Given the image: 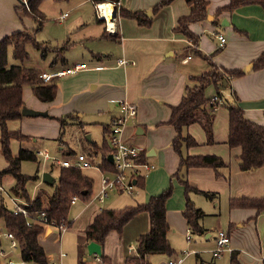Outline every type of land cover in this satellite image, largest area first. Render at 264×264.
Listing matches in <instances>:
<instances>
[{
    "label": "crops",
    "instance_id": "1",
    "mask_svg": "<svg viewBox=\"0 0 264 264\" xmlns=\"http://www.w3.org/2000/svg\"><path fill=\"white\" fill-rule=\"evenodd\" d=\"M158 1L120 0L119 5L132 11L150 12ZM206 1L208 15H212L213 20L209 21L206 18L204 21L189 25V30L199 36L197 44H193L183 34L174 31L177 20L190 12V7L185 0H173L155 14H151V17L148 16L152 19L149 26L138 25L135 20L124 18L116 13L113 20V33L106 32L105 27L103 30H86L80 33L76 30V26L84 22L83 19L81 20L82 17L77 11L71 17L68 13L62 21L67 23L66 32L64 31L65 38L69 40L74 32L72 43L79 46L74 52H72L73 48L64 50L55 61L53 60L54 52L41 53L38 60L30 62L28 58L26 66L39 72H52L77 63L83 64L84 68L55 79L58 87L57 94L50 103H42L35 98L29 87L23 89L24 106L35 110H48L50 118L22 117L19 120L7 122L9 130H20L23 135L30 138L29 141L21 142L22 144L34 145L41 140L43 144L49 141L59 144L57 138L60 125L55 117L71 114L72 124L86 133L84 129L87 124L110 126L111 121L121 115L120 106L123 102L135 105L137 114L124 125L122 138L125 142L136 145L140 153L144 154L143 160L154 165L145 177H141L142 186L138 185V180L136 181L139 194L137 197L141 198L139 203H146L151 196L165 190L171 181L174 183V193L166 201V220L170 226L169 241L173 233L181 234L187 242L192 239L191 234L190 239H186L189 228L182 216L185 206L184 187L174 176L179 163L178 156L171 147L175 132L166 123L170 115V107L178 105L186 87L196 84L192 78L208 71L211 68L209 62L219 70L243 71V74L230 81V87L235 92L244 117L264 125V67H254V61L264 52V10L255 4L243 5L231 13L223 12L216 16V9L226 5L229 0ZM18 6V0H0V40L14 32L32 27V22L26 15L23 16V11L20 14L16 10ZM215 19L216 22H214ZM85 24L88 23L85 22ZM113 34L117 40L108 38ZM215 34L223 35L226 39L223 47L219 46ZM72 54L79 57L81 61L72 63L70 61ZM119 59H125L129 64L119 65ZM232 91L227 90L230 97ZM213 96L215 93L208 97ZM220 108L221 106L217 107L212 121V142L207 143L200 126L193 124L187 128L186 132L196 140L197 145L185 149L184 153L193 156L215 155L224 162V165L216 170L209 167L181 169V176L186 178L192 188L215 194L211 200L201 193L189 194L193 205L204 213L200 220L204 232L198 236L212 240L213 247L210 253L215 246L216 232L223 230L230 240L229 250L223 251L228 253L227 264L232 252L238 253L241 264H258L259 262L264 264V258H260L264 242L261 236L264 237V230L261 234V231H258L261 229V224H264V213L257 214L252 209L229 208V201L232 199L264 196V167L240 171L238 165L240 150L230 148L226 143L228 113L227 110H218ZM84 143L89 148L90 139L83 142L81 138H76L77 146L85 145ZM37 149L44 148L37 146L27 150L35 152ZM71 152L74 155L83 154L87 158L82 152ZM6 165L5 163L3 169ZM96 165L98 166V163ZM97 166L92 163V167ZM101 176L102 173L100 179ZM100 179L97 192L101 186ZM13 183L12 180L10 187ZM3 189L9 194L10 188L8 191L4 187ZM97 192L89 200L90 202L83 204L85 207L80 216L71 221L69 217L67 218L69 227L65 232L59 233L55 228L46 227L40 235L39 244L43 247L51 264H99L97 255L88 254L89 242L86 243L84 239V229L102 210L101 205L99 206L102 202L95 199ZM1 193L3 192L0 191V195ZM36 195H38L37 192H34L31 199H34ZM109 195L110 193L104 200H107ZM78 201L79 198L69 207L74 206ZM148 228L147 217V222L131 224L124 233L110 232L105 238L103 247L100 246L101 252L110 257L111 264H124L129 255V244L132 242L136 246L137 238L146 233ZM69 231L77 232L78 235L70 253L67 254L61 249V242L62 236ZM2 244L5 246L6 242L2 240ZM223 252L216 257L212 255V258L220 257ZM62 253L64 256L60 255ZM174 255L175 251L170 257L151 255L147 260L153 264L156 256H162L163 264H165L169 259H175Z\"/></svg>",
    "mask_w": 264,
    "mask_h": 264
},
{
    "label": "trees",
    "instance_id": "2",
    "mask_svg": "<svg viewBox=\"0 0 264 264\" xmlns=\"http://www.w3.org/2000/svg\"><path fill=\"white\" fill-rule=\"evenodd\" d=\"M61 2L67 0H51ZM94 6L100 3L109 2L116 4L117 14L128 19L135 20L138 25L149 26L152 19L144 11H132L117 5L120 0H86ZM173 0H159L150 10L155 14L162 7L169 5ZM42 0H29L27 7L19 2L16 10L21 9L23 14L33 19L37 26L29 33L28 31H17L0 40V151L6 162V167L0 171V179L9 176L14 184L9 190V194L16 196L27 202V210L32 215L45 212L49 222L59 223L61 219H67L69 202L72 196H77L85 201L90 198L92 179L85 175L81 169L76 167H60L57 182H53V193L46 199L41 195H36L34 199L28 195L26 183L30 180H37L38 176H26L20 172V165L24 161H36L37 156L34 151L20 148L17 155H13L10 149V141L19 142L29 141L30 138L21 133L20 130L11 131L8 129L7 122L19 120L21 109L24 106L23 89L29 87L32 95L42 103L52 102L57 94V84L55 81L45 84L38 77L39 71L24 65L28 60L27 46L41 51L42 53L54 52L55 61L66 49L67 44L60 47H50L48 43H40L36 40L35 34L41 30L44 19L43 13L39 10ZM190 7V12L177 20L174 31L183 34L193 44H197L199 36L189 30V25L206 20L208 16L206 0H185ZM259 5L264 10V0H229V2L216 9L215 15L223 12H232L234 9L243 5ZM27 9V10H26ZM98 20V19H97ZM216 22V19L214 20ZM106 37V36H104ZM111 40H117L115 34L108 36ZM11 51L12 58L16 64L8 65V54ZM211 68L197 77H193L196 84L186 87L180 102L176 106L170 107V115L167 124L170 125L175 136L171 141V147L178 156V169L174 176L184 187L185 206L182 216L186 221L187 227L193 234L200 235L204 232L200 220L204 213L196 208L189 194L192 192L201 193L207 199L215 197L214 193L202 192L192 188L185 177L181 176V169L209 167L214 170L222 167L224 162L215 155H188L184 150L197 145L196 140L186 132L187 128L193 124L200 126L204 132L206 142L211 143L212 121L217 107L224 106L228 113V135L227 145L230 148H239L238 165L240 171H251L264 167V125L252 122L244 117V112L238 104L235 92L230 87V81L241 74V70H219L212 72L216 66L211 64ZM254 67H264V52L254 61ZM217 68V67H216ZM223 81L225 85L223 86ZM215 90V95L219 101L213 97H207L205 90L207 87ZM224 90L231 92L227 97L223 94ZM227 97V98H225ZM71 114L55 117L60 125L58 135L59 144L62 143L64 128L72 124ZM82 126V125H81ZM110 126L103 127V143L99 147L94 143L89 145L92 156H101L98 167L103 172L112 173L113 165L107 159L111 153L108 144V134ZM74 156L73 152H68L66 157ZM143 160L144 154L140 153ZM139 186L143 185L142 179L137 181ZM172 185L163 190L160 194L151 196L146 203L135 206H126L120 209H102L96 214L92 221L84 229V239L87 242H95L103 247L106 236L110 232L121 233L124 226L137 214L146 213L148 217V231L140 235L136 240L135 250L129 252L124 264H150L147 260L151 255H165L170 257L174 254V249L168 239L170 226L166 220V201L171 196ZM230 209H252L257 214L264 213V196L260 198L232 199L229 201ZM27 218L23 215H14L11 207L5 203H0V226L12 232L18 242V255L24 264H51L50 260L39 244L40 235L44 228L40 223L26 224ZM2 242L0 240V246ZM99 264H111L109 256L101 252L98 256ZM0 264H6L0 258ZM83 264V263H80ZM229 264H241L238 260V253L232 252Z\"/></svg>",
    "mask_w": 264,
    "mask_h": 264
},
{
    "label": "rangeland",
    "instance_id": "3",
    "mask_svg": "<svg viewBox=\"0 0 264 264\" xmlns=\"http://www.w3.org/2000/svg\"><path fill=\"white\" fill-rule=\"evenodd\" d=\"M146 1H149V0H146ZM80 2H82V0H67V1H61V2H53L51 0H42V2L39 4V10L43 13L44 19H43L41 30L37 31V33L35 34L36 40L40 43L44 42V43H48L52 46L57 45L58 47L67 44L66 49L73 48L72 52H74L75 48L77 46H79L75 43L74 44L72 43V38H74V32L70 35V39L68 40L67 38H65V35H66L65 32H66V28H67L66 24L67 23L57 21L59 14L64 13V12L70 13V17L75 14V11L78 12V15L80 14V17H82L81 20L83 19V21H84L80 24H77V26H76L77 27L76 30L80 33L85 32L86 30H93V31H96L99 29L103 30L104 23L99 19L97 20L96 9L93 6V4L91 2H86V1H83L81 4H79ZM21 11H22L21 9L18 10V12L20 14H21ZM23 16H24V14H23ZM28 20H30V22H32V27L29 29L22 30V31H24V32L28 31L30 33L33 30V28H35L37 26V23L33 19H30V18ZM85 22H87L88 24L86 25ZM100 42H102V41H100ZM66 49H64V50H66ZM64 50L62 51V53L64 52ZM27 52H28L30 62L34 61V60H38V58L40 57V55L42 53L41 51L33 48L32 46H27ZM70 61L72 63H74V62L81 61V59H79V57H77L76 55L74 56L72 54L70 57ZM13 64H16V61L12 58L11 54H9L8 65H13ZM26 64H28L27 61L24 62V65H26ZM211 70H212V72L218 71V68L215 67V68H212ZM224 92H225L224 95L227 94L225 96L228 97L229 95H228L227 90H224ZM214 93H215V91L213 90V88L211 86L207 87L205 90V94L207 97L213 95ZM227 97H225V98H227ZM218 110H226V108L224 106H221V108ZM127 122H126V124H128ZM84 130L86 133L81 131V129H78L77 127H75L73 124L67 125L63 130L62 143L61 144H56L53 141H49V142L43 144V143H41V141H42L41 140V141L37 142V144L33 145L32 143H29V144L23 143L22 144L21 142L14 140V141H11V144H10L11 148L10 149L13 152L12 154L17 155L18 150H19V146L21 148H27V149H34L37 146H41L42 148L49 151L51 153V155L55 156L58 159H64V157L67 156L68 152H71V151H74L76 153L82 152L87 156V158H89V160L92 163H94L95 166H97L96 163L100 162V158H101L100 155L92 156L90 153V148H88V146L85 143H84L85 145L77 146L76 138L79 137L83 140V142L84 141L86 142L87 135H89L90 136V144L89 145H91V143H96L97 146L101 147L102 143H103V134H102L103 133V126L101 124H87V125H85ZM60 146H61V148L59 149ZM0 154H1V152H0ZM5 163L6 162H5V160L1 154L0 155V171L5 166ZM59 169H60V167L58 165H56L55 163L51 164V162L43 163L41 160L39 161V157L37 158L36 161H24V162H22L20 165V172L23 175L31 177V176H34L35 174H37V176H38L37 180H30L26 183L25 186H26V190H27L28 195L30 197H32V196H34V192H37V194H39V195L42 194L44 199H46L48 196H50L53 193L54 187L49 185V184L43 183L41 181V175L43 173L48 172V173H50V175L54 179V182H57V176H58ZM82 172L92 179L93 183H92V188H91V195L87 201L78 197L79 201L74 206L69 207L68 213H67V218L69 217L70 221L74 220L76 217H78L82 214L83 209L85 207L84 206L85 203H88V201L91 198H93L92 196L97 192V190L99 188V179H100L101 173H102V175H106V176L110 175L109 173L101 172V170L98 168V166L96 168L95 167L87 168L85 170H82ZM12 180L13 179L10 178L9 176H3L1 179L2 185L7 191L9 190V188H11L10 185H12ZM100 183H101V179H100ZM35 185H38V186L35 187ZM171 185H172V193H171L170 197H172V195L174 193V183L172 181H171ZM136 188L137 187L134 188L132 195L128 194L126 192H122L120 194L117 192L110 193L109 198L107 200H104L101 204H99V206L101 205L100 208H102V209H107V208L108 209H111V208L112 209H120V208H124L126 206H129V205L135 206L137 204H141V203H139V202H141L140 201L141 198L137 197L139 194H138V191ZM1 194L2 195H0V203L2 201L8 207H10L11 205H10L9 200L6 197V195H4L3 193H1ZM133 196H135V197H133ZM81 208H82V210H81ZM145 222H147V214L146 213H139L135 217H133V219L130 220L124 226L122 233H124V230L126 228H129V226L131 224L137 225L138 223L144 224ZM263 225L264 224H261V229H258V231H261L260 234L264 230ZM77 235H78L77 232L72 233L69 231L68 233H66L62 236L61 249L64 252H66L67 254L70 253L69 252L70 249L75 244V240L77 238ZM171 237L172 238H170V243H171L172 248L175 251V255L173 256V258H175V259L176 258H183V262L181 264H215V263L227 264V256H228L227 252H223L221 254V256L218 258H214V259L212 258V254L210 253V249L213 247V242L211 239H205L204 236L199 237L198 235L193 234V233H191L192 239L190 242H187L184 239V236H181V234H178V233H173L171 235ZM261 239L264 241L263 236H261ZM129 245L132 248H135V244H133L132 242ZM261 249H262L261 254H260V250L258 252L260 254V258H264V242L262 244ZM10 258L14 262H16L17 264H20V262H21L19 255H18V250H14V254ZM155 259L156 260H155V262H153V264H163V262H164V260L162 261V259H163L162 256H156ZM69 262H70V259H69ZM258 264H262V263L259 262Z\"/></svg>",
    "mask_w": 264,
    "mask_h": 264
},
{
    "label": "built area",
    "instance_id": "4",
    "mask_svg": "<svg viewBox=\"0 0 264 264\" xmlns=\"http://www.w3.org/2000/svg\"><path fill=\"white\" fill-rule=\"evenodd\" d=\"M24 1V5L27 7V3ZM112 4V3H111ZM95 5L96 17L97 19L103 21L106 32L113 33V26L110 27L108 19L101 14V10L98 6ZM119 5V3L117 4ZM113 8H116V4H112ZM117 10V8H116ZM68 16L67 12L61 14L58 18V22H62ZM114 20V19H113ZM215 38L219 42V46L223 47L226 39L223 35L215 34ZM119 65H128L129 62L125 59L118 60ZM84 68V65L77 63L74 66L58 69L52 72H39L38 77L43 81V83L48 84L55 79L73 74L76 71H79ZM213 100L219 101L218 96H214ZM121 115L114 118L110 124V130L108 134V144L111 149L112 156V165L114 171L109 173L110 175H102L101 177V187L99 192L95 195V199L99 202H103L107 195L111 192H126L128 194H133L134 188L136 187V181L145 177L153 168L154 165L147 163L144 160L140 159V151L136 145L127 143L122 138V130L124 125L129 119L135 118L137 114V107L133 104L123 102L121 104ZM37 157L43 163L51 162L55 163L59 167H76L81 170L92 167V163L83 155L76 154L72 158L58 159L55 156L45 149H37L35 151ZM0 191H2L11 203V211L14 215H23L27 218L26 224L29 226L32 223L42 224L44 230L46 227L55 228L59 233H63L69 227L67 219H61L59 223L49 222L46 218L45 212L42 211L37 213V215H32L28 212L27 206L28 203L22 199L9 195L0 184ZM78 199L77 196H72L69 202V205L73 204ZM190 230L186 232V239H190ZM0 240H4L6 245L3 244L0 246V258L5 261L6 264H17L10 257L14 254V250H18V242L14 234L3 227L0 226ZM229 237L223 230H218L215 237V246L211 250V253L214 257L218 256L221 252L229 250ZM135 248L129 246L128 251L132 252ZM64 256V254H60ZM183 258L169 259L165 264H180ZM21 261V260H20ZM20 264H24L22 261Z\"/></svg>",
    "mask_w": 264,
    "mask_h": 264
},
{
    "label": "water",
    "instance_id": "5",
    "mask_svg": "<svg viewBox=\"0 0 264 264\" xmlns=\"http://www.w3.org/2000/svg\"><path fill=\"white\" fill-rule=\"evenodd\" d=\"M29 0H26L25 2L28 3ZM18 2L24 4L23 0H18ZM117 10L116 8H113V16L112 18L114 19L116 16ZM146 15L151 17V13L150 12H146ZM207 20L212 21L213 20V16L212 15H208L207 16ZM225 85V81H223V86ZM21 115L23 117H44V118H50L51 115L49 114L48 110H35L32 108H28L26 106H23L21 109ZM87 139L89 140V136L87 135ZM107 159L109 160L110 163H112V156L111 154H109L107 156ZM41 181L45 184H49L51 185L54 182V179L52 178V176L50 175V173L46 172L43 173L41 175ZM87 251L88 254H94L97 256L101 255V248L100 245L95 243V242H89L87 244Z\"/></svg>",
    "mask_w": 264,
    "mask_h": 264
},
{
    "label": "bare ground",
    "instance_id": "6",
    "mask_svg": "<svg viewBox=\"0 0 264 264\" xmlns=\"http://www.w3.org/2000/svg\"><path fill=\"white\" fill-rule=\"evenodd\" d=\"M100 8V12L103 16H105L108 19V23L109 26L112 27L113 26V6L111 3L108 2H104V3H100L99 5Z\"/></svg>",
    "mask_w": 264,
    "mask_h": 264
}]
</instances>
